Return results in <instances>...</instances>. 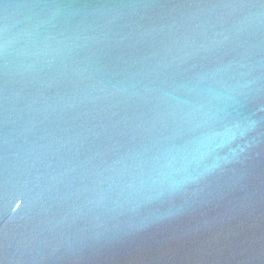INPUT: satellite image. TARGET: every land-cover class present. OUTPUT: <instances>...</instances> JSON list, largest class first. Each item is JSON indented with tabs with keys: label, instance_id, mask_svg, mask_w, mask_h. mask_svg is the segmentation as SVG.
Returning a JSON list of instances; mask_svg holds the SVG:
<instances>
[{
	"label": "water",
	"instance_id": "95a60500",
	"mask_svg": "<svg viewBox=\"0 0 264 264\" xmlns=\"http://www.w3.org/2000/svg\"><path fill=\"white\" fill-rule=\"evenodd\" d=\"M0 264H264V0H0Z\"/></svg>",
	"mask_w": 264,
	"mask_h": 264
}]
</instances>
